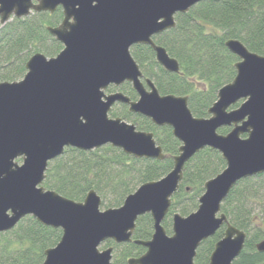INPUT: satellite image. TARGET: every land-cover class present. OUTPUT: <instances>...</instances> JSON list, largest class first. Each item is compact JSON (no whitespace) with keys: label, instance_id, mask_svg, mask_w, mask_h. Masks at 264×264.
Masks as SVG:
<instances>
[{"label":"water","instance_id":"obj_1","mask_svg":"<svg viewBox=\"0 0 264 264\" xmlns=\"http://www.w3.org/2000/svg\"><path fill=\"white\" fill-rule=\"evenodd\" d=\"M203 1L0 0L1 25L32 12L62 11L61 22L46 27L61 51L54 57L32 55L20 80L0 83V234L31 216L42 226L61 230L60 240L44 251L41 264H111L112 247L99 250L100 245L108 240L132 242L136 220L148 214L150 239L133 240L145 252L127 264H194L201 242L221 227L223 237L207 264H233L247 236L228 223L221 204L240 180L264 173V56L228 39L224 45L238 59L235 77L218 90L209 117L196 118L187 97L160 95L130 53L133 46H149L163 70L179 73L178 62L153 37L174 28L176 14ZM125 83L136 100L119 91L105 93ZM115 104L171 129L180 143L172 169L140 185L117 208L101 209L94 190L76 202L45 189L48 162L66 148L89 152L109 145L135 159L165 158L152 133L109 117ZM225 127L226 134L218 133ZM205 148L217 151L225 167L205 182L194 212L172 216L168 235L162 222L184 166ZM255 249L264 252V239Z\"/></svg>","mask_w":264,"mask_h":264},{"label":"trees","instance_id":"obj_2","mask_svg":"<svg viewBox=\"0 0 264 264\" xmlns=\"http://www.w3.org/2000/svg\"><path fill=\"white\" fill-rule=\"evenodd\" d=\"M61 20L62 11L58 8L52 14L32 12L27 17L12 18L0 24V83L20 80L32 55L41 53L52 57L61 51V44L46 30L48 26H57ZM228 39H236L250 52L264 56V0H205L185 14H176L175 27L154 36L153 40L178 62L177 74L163 70L149 46H133L130 53L143 76L154 83L160 95L187 97L192 115L208 118L207 111L215 102L218 90L235 77L234 64L238 59L226 49L224 44ZM118 90L131 100L137 97L129 83ZM113 91L115 88L108 89V92ZM109 116L119 117L139 131L152 133L165 158L135 159L109 145L89 152L66 148L61 156L48 162L42 183L45 189L76 202L83 201L87 192L94 190L101 198L102 209L117 208L140 185L156 181L172 169V157L178 154L180 143L169 127H157L149 119L128 112L123 104L115 105ZM228 131L225 127L218 133ZM224 167L221 155L210 148L199 151L185 164L182 180L162 222L167 234H171L172 216L194 212L205 182ZM221 212L229 224L247 236L233 264H264V252L255 249L256 243L264 239V173L240 180L221 204ZM224 229L221 227L201 242L194 264L208 263ZM152 232L150 215H143L136 221L133 240L146 241ZM60 237V229L42 226L26 216L11 231L0 234V264H41L44 251L54 247ZM105 243L113 249L111 264H127L129 259L145 251L133 242L115 244L109 240Z\"/></svg>","mask_w":264,"mask_h":264},{"label":"flooded vegetation","instance_id":"obj_3","mask_svg":"<svg viewBox=\"0 0 264 264\" xmlns=\"http://www.w3.org/2000/svg\"><path fill=\"white\" fill-rule=\"evenodd\" d=\"M121 86H122V85H121ZM110 88H115V87H113V86L108 87V89H110ZM108 89L105 91L106 94H110V93H114V92H116V91H119L118 88H115V91H113V92H108ZM119 92H121V91H119ZM121 93H122V92H121ZM124 95H125V94H124ZM136 96H137V95H136ZM127 97H128V96H127ZM128 98H129V97H128ZM129 99H130V98H129ZM136 99H137V97H136ZM136 99H135V100H136ZM130 100H131V99H130ZM132 101H134V100H132ZM115 105H117V104H115ZM115 105H114V106H115ZM114 106H113V107H114ZM113 107H112V108H113ZM127 109H128V107H127ZM111 110H112V109H111ZM110 112H111V111H110ZM128 112H129V111H128ZM136 221H137V220H136ZM132 242H133V237H132ZM130 243H131V242H130ZM135 245H136V244H135ZM144 252H145V251H144ZM140 256H141V255H140ZM140 256H139V257H140ZM136 258H138V257H136Z\"/></svg>","mask_w":264,"mask_h":264},{"label":"rangeland","instance_id":"obj_4","mask_svg":"<svg viewBox=\"0 0 264 264\" xmlns=\"http://www.w3.org/2000/svg\"><path fill=\"white\" fill-rule=\"evenodd\" d=\"M54 56H56V55H54ZM54 56H52V57H54ZM47 57V56H46ZM110 117V116H109ZM110 118H112V117H110ZM119 118V117H118ZM126 122V121H125ZM128 123V122H127ZM16 162L17 163H19V164H21V159H17L16 160ZM102 209V208H101ZM169 235V234H168ZM105 243V242H104ZM104 243H102L101 245H100V247H99V250H103V249H105V248H107L108 246H105V244Z\"/></svg>","mask_w":264,"mask_h":264}]
</instances>
